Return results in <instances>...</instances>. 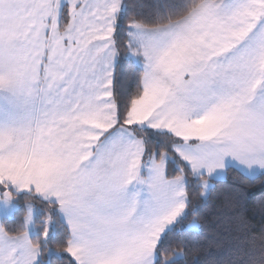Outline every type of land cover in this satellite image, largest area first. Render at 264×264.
Segmentation results:
<instances>
[{"label": "snow or ice", "instance_id": "obj_1", "mask_svg": "<svg viewBox=\"0 0 264 264\" xmlns=\"http://www.w3.org/2000/svg\"><path fill=\"white\" fill-rule=\"evenodd\" d=\"M230 172L264 187V0H0V264H264L243 215L199 242Z\"/></svg>", "mask_w": 264, "mask_h": 264}, {"label": "trees", "instance_id": "obj_2", "mask_svg": "<svg viewBox=\"0 0 264 264\" xmlns=\"http://www.w3.org/2000/svg\"><path fill=\"white\" fill-rule=\"evenodd\" d=\"M236 189L243 193L239 212L225 208L226 202L236 195ZM262 195L264 187L261 179L248 182L238 177L237 173L230 172L223 182L218 183L215 193L202 208L204 221L199 242L206 251L215 254L220 251V247L234 244L242 238L243 234L235 221L237 215H243L254 231L264 226V212L258 206Z\"/></svg>", "mask_w": 264, "mask_h": 264}]
</instances>
